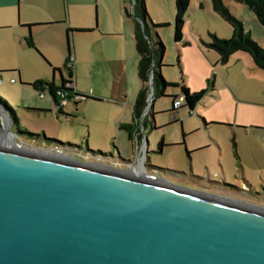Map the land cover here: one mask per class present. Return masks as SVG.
I'll return each mask as SVG.
<instances>
[{"label": "rangeland", "instance_id": "obj_1", "mask_svg": "<svg viewBox=\"0 0 264 264\" xmlns=\"http://www.w3.org/2000/svg\"><path fill=\"white\" fill-rule=\"evenodd\" d=\"M144 1L152 22L164 25L155 29L166 47L163 77L180 84L183 72L191 93L209 90L199 103L198 115L195 111L190 117L186 106L176 113L180 121L174 122L172 113L167 112L172 108V98L148 103L149 108L155 104L157 128L152 129V124L147 122L149 155L141 164L130 167L121 157L134 163L138 151L132 148L133 143L118 123L131 117L141 87L134 37L136 19L127 13L135 14L136 0H19L14 7L3 5L0 0V23L4 15H9L6 22L13 25L0 29V68L4 70L0 72V96L16 111L22 130L40 137L22 135L16 139L18 144L15 143L5 133L7 126L1 123V116L0 135H6L8 142L17 146L16 150L36 152L28 151L30 155L46 159L61 156L69 162L119 173L139 167L147 177L164 179L171 186L264 211V71L245 52L235 53L226 65L217 63L218 53L204 43L210 41V33L222 39L231 38L233 27L215 13L211 0L191 2L183 29L187 40L180 44L174 40L176 0ZM223 1L242 22L245 32L264 48V27L256 15L236 0ZM26 20L39 23L29 29L23 27L22 21ZM82 27L95 30L78 32L84 30ZM69 28L74 30L70 33V45ZM17 30L25 31L27 36L31 34L40 53L27 44L13 46L11 39L2 36L11 37ZM69 54L74 60L76 88L103 101L75 98L65 107L71 114L64 116L59 115L48 91L43 99L29 82L44 76L53 80L50 65L61 69L69 79L66 67ZM198 60H201L199 67ZM11 63L22 70L23 80L18 72L7 71L6 66ZM191 65L201 73V82H194L196 76ZM206 69L212 73L203 78ZM61 78L57 72L59 83ZM177 94V88L167 90V95ZM200 117L207 123L206 127ZM17 130L13 128L14 133ZM161 142L165 147L158 153ZM89 150L114 157L109 160L88 155ZM157 168L159 171L154 170Z\"/></svg>", "mask_w": 264, "mask_h": 264}, {"label": "water", "instance_id": "obj_2", "mask_svg": "<svg viewBox=\"0 0 264 264\" xmlns=\"http://www.w3.org/2000/svg\"><path fill=\"white\" fill-rule=\"evenodd\" d=\"M0 264H264V211L0 147Z\"/></svg>", "mask_w": 264, "mask_h": 264}, {"label": "trees", "instance_id": "obj_3", "mask_svg": "<svg viewBox=\"0 0 264 264\" xmlns=\"http://www.w3.org/2000/svg\"><path fill=\"white\" fill-rule=\"evenodd\" d=\"M141 0H136L135 6V14L127 11L128 16L134 17L136 19L134 37H135V46L136 51L139 57L138 61V77L141 81V89L138 93L136 103L133 107V123L131 125H122L121 129L125 130L130 139H133L134 133L138 130V125L141 123L140 118L143 112L148 107V93H149V83L151 80V75H153V102H155L158 98L170 97L173 99V110L171 112L178 111L174 109V102L178 99L185 100L191 114L195 111L196 106L203 100V98L207 95L209 90H202L200 92L191 93L190 89L183 84L184 75L182 72V83H171L168 82L162 75L161 68L163 67V59L166 52V47L157 34L155 29L159 27H164V25L154 24L150 18L149 13L147 12L145 1L141 2V15L138 13V8ZM193 0H176V18H175V34L174 40L176 43L180 44L184 42V34L183 29L186 22V14L189 10L191 2ZM237 2L244 4L247 6L257 17L260 24L264 27V0H236ZM213 9L217 15L223 18L226 22L231 24L233 27V35L229 39L219 38L216 34L210 33V41L204 43L208 48L214 50L218 53L220 59L219 63L222 65L228 64L230 58L237 52H245L248 53L254 60L255 65L258 69L264 71V48H262L256 41H254L249 33L245 32L244 26L240 20H238L230 10L225 6L223 0H211ZM73 29H68V39L70 45V33L73 32ZM93 30H78V32H91ZM26 44L40 53L38 47L36 46L35 40L33 36L30 34L29 37L25 39ZM187 45L188 43L185 42ZM66 67L69 70V79L65 80L62 76V87H64V92L68 93V99L70 102L75 98H86L92 99L96 101H103L102 98L94 97L85 93L80 92L75 84H74V60L71 54L68 55L66 60ZM178 67L181 69L180 56L178 58ZM55 73L62 74V70L59 68H54ZM214 82V79H213ZM211 83V88L214 89L215 84ZM56 83L54 80L46 82V81H38L31 86L37 92L44 94L45 91H49L51 96L55 99L59 109V115L62 113V107L60 105L59 96L57 94L58 88L56 87ZM68 85H71L69 87ZM177 88L181 90V96H170L167 95V90L169 88ZM0 105L4 107L6 112L9 114L10 118L13 121L14 129L18 128L17 134L18 136L27 135L33 139L39 138L40 135L29 133L27 130H22L21 123L18 119L16 111L9 104V101L5 100L0 96ZM183 107V106H182ZM181 107V108H182ZM154 103L150 109L149 117L144 120L143 125L146 127L147 122L152 124V129H156V125H154ZM203 120V118H200ZM180 121V120H179ZM205 122V120H203ZM204 126H207V123H203ZM185 136V135H184ZM55 142L60 143L58 140H54ZM65 145V144H63ZM165 147L164 142H161L158 146V153H162L163 148ZM73 149L78 150L77 147ZM75 150V151H76ZM88 155H96L101 158L111 159L113 155H107L100 151L95 152L89 150ZM190 154V153H189ZM123 161V160H122ZM155 171H159L158 168L154 169ZM179 174V173H176Z\"/></svg>", "mask_w": 264, "mask_h": 264}, {"label": "crops", "instance_id": "obj_4", "mask_svg": "<svg viewBox=\"0 0 264 264\" xmlns=\"http://www.w3.org/2000/svg\"><path fill=\"white\" fill-rule=\"evenodd\" d=\"M3 1V5H6V6H11V7H14L16 4H19V0H2ZM4 18H2L1 20H2V22L0 23V29H7V28H12L13 27V25L12 24H10V23H8V22H6L7 20H8V17H9V15H6V17H5V15L3 16ZM10 18V17H9ZM35 23H39V22H34V21H32V20H26V21H22V24H23V27H28L29 29H31L32 27H33V25L35 24ZM84 30H95L94 28L92 29V28H86V27H82ZM92 32V31H91ZM12 35H11V37H9V36H7V35H2V36H4V37H7V38H9V39H11V43H12V45L13 46H17V45H20L21 47L22 46H25V44H26V42H25V39L27 38V37H29V36H27V34L25 33V31H23V30H17V31H13V33H11ZM67 34H68V32H67ZM68 37V36H67ZM184 40H187V38L185 37V39ZM36 43V42H35ZM28 46V45H27ZM36 46L38 47V45L36 44ZM39 48V47H38ZM1 51V50H0ZM201 52L199 51V54H200ZM219 62V60L217 61V63ZM196 65H198V67H199V65L201 66V60H198L197 62H196ZM52 68H53V72H54V68H58V67H53L52 65H50ZM193 68L191 69V71H193V75L194 76H196V78H195V80H194V82H196V83H198V82H201V73L198 71V70H196V69H194V66L193 65H191ZM7 68V71H9V72H13V71H15V72H18V75H19V79H21V80H23V77H24V73L22 72V70L18 67V66H15L14 64H9L8 66H6ZM2 71H4L3 70V68H0V72H2ZM206 71H207V73L206 74H204L203 75V78L204 77H210V75H211V73H212V71H211V73H210V70L209 69H206ZM194 73H196V75L194 74ZM62 76H63V73L61 74ZM45 77H47V76H44V77H39V78H36L33 82H29V85L31 86L32 84H34V83H36V82H38V81H46V82H49V81H52L50 78L48 79V78H45ZM213 79H214V81H216V74L214 73V75H213ZM13 80V79H12ZM11 80V81H12ZM53 80H55V81H57V73H55L54 72V75H53ZM186 80V79H185ZM185 80L183 81V84L185 85V86H187L189 89H190V84H189V82L187 81V84L185 83ZM215 84V83H214ZM28 85V84H27ZM141 86H142V84H141ZM32 87V86H31ZM226 87V86H225ZM33 88V87H32ZM34 89V88H33ZM140 89H141V87H140ZM226 89V88H225ZM36 91V90H35ZM140 91V90H139ZM190 91H191V89H190ZM213 91H215V86H214V90ZM212 91V92H213ZM48 93H49V91H48ZM227 93H228V91H227ZM50 94V93H49ZM154 94V93H153ZM229 94V93H228ZM50 96H51V94H50ZM138 96V95H137ZM175 96H181V90L180 89H178V94L177 95H175ZM41 97V96H40ZM46 97V92H44V97H43V99ZM52 97V96H51ZM42 98V97H41ZM52 99L54 100V102H55V104H56V107L59 109V107H58V105H57V103H56V101H55V99L52 97ZM136 100H137V98H136ZM136 100H135V102H134V104L132 105V115H131V117L130 118H126L125 120H121V122H119L118 124L120 125V130H122V131H124V132H126L125 130H123V129H121V126L122 125H131V123H133V120H134V117H133V107H134V105H135V103H136ZM148 100V99H147ZM156 102V101H155ZM199 103H201V102H199ZM68 104H69V102L65 105V106H63L62 107V115H64V116H68L69 114H71V113H68L66 110H65V107L66 106H68ZM186 106H188L187 104H186V101L185 100H183V107L182 108H180L178 111H175V112H171L172 110H173V104H172V108L170 109V110H168L167 112H170V113H172V120L174 121V122H178L179 120L177 119V117H176V113L177 112H179L180 110H182L183 108H185ZM152 107V106H151ZM151 107H150V109H151ZM154 107H155V104H154ZM199 107H200V104H198L197 106H196V108H195V111H196V113H197V115H198V112H200V109H199ZM195 111L193 112V113H195ZM65 113H68V114H65ZM144 113V112H143ZM195 113V114H196ZM188 114L190 115V117L193 115V114H191V111H188ZM143 115V114H142ZM142 115H141V117H142ZM205 115V114H204ZM206 116V115H205ZM207 117V116H206ZM201 118V117H200ZM141 119V118H140ZM207 119H208V117H207ZM155 125H157L156 124V121H155ZM21 128H22V126H21ZM146 128V130L145 131H142V123H140L139 125H138V130L134 133V135H133V139H130V137H129V134L127 133V136H128V141H130L131 143H133L132 144V148H134L135 147V144H136V136L138 135V134H144L145 135V137H146V133H147V126L145 127ZM144 132V133H143ZM185 137V136H184ZM135 149H136V147H135ZM205 148H202L201 150H204ZM148 155H149V153H148ZM119 157H121L120 156V153H119ZM137 159H138V156H137V158L134 160L135 162L137 161ZM121 160H123V162L125 163V164H131V163H133V162H127V161H125L122 157H121ZM123 162H121L122 164H124ZM134 162V163H135Z\"/></svg>", "mask_w": 264, "mask_h": 264}, {"label": "built area", "instance_id": "obj_5", "mask_svg": "<svg viewBox=\"0 0 264 264\" xmlns=\"http://www.w3.org/2000/svg\"><path fill=\"white\" fill-rule=\"evenodd\" d=\"M152 79H153V75H151V80ZM68 86L71 87V85H68ZM57 94L59 96L60 105L61 106H65L68 103V101H69L67 95L62 90L58 91ZM41 97L43 98L44 97V94H41ZM182 106H183V100L178 99V100H176L174 102V109L178 110ZM149 113H150V108H149V105H148L147 109L144 111V113H143V115H142V117L140 119L142 125H143L144 120L149 117ZM142 131H145V130H143V128H142ZM146 142H147V137H145L144 134H138L136 136V144H135V147H136V150L138 151V159H137V162L138 163L137 162L135 164L134 163H131V164H129L130 167H133L136 164H141L148 157V154H147V151H146V148H145ZM137 168H139V167H137Z\"/></svg>", "mask_w": 264, "mask_h": 264}, {"label": "bare ground", "instance_id": "obj_6", "mask_svg": "<svg viewBox=\"0 0 264 264\" xmlns=\"http://www.w3.org/2000/svg\"><path fill=\"white\" fill-rule=\"evenodd\" d=\"M10 136V135H9ZM1 145H3L2 147H7V148H9V149H12V150H15V151H18V152H22V153H26V154H29V152L30 153H36V152H34V151H29V150H26V149H23V150H16V148H17V146H15L14 144H12V143H9L8 142V139H7V136L6 135H4V136H2V135H0V146ZM15 148V149H14ZM18 149H21L20 147H18ZM23 151H26V152H23ZM29 151V152H28ZM28 152V153H27ZM40 153V152H39ZM43 155H47V154H44V153H42ZM42 157H44V156H42ZM58 158V157H57ZM59 158L60 159H65L64 157H61V156H59ZM125 174H130V175H133V176H138V177H140V178H144V179H147V180H150V178H152V177H147L146 175H144L143 174V172H142V170L141 169H139V168H137L136 170H134V171H130L129 173H125ZM152 180L153 181H156V182H159V181H157V180H154L153 178H152ZM161 183V182H160Z\"/></svg>", "mask_w": 264, "mask_h": 264}, {"label": "flooded vegetation", "instance_id": "obj_7", "mask_svg": "<svg viewBox=\"0 0 264 264\" xmlns=\"http://www.w3.org/2000/svg\"><path fill=\"white\" fill-rule=\"evenodd\" d=\"M62 73H63V72H62ZM63 77H64V76H63ZM64 78H65V77H64ZM65 80H68V79L65 78ZM54 81H55V80H54ZM55 83L57 84L56 87L58 88V89H57L58 91H60V90L63 91V90H64V87H62V84H63V82H62V78H61V83H59L58 81H55ZM65 94L68 96V93L65 92Z\"/></svg>", "mask_w": 264, "mask_h": 264}]
</instances>
